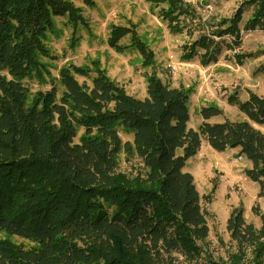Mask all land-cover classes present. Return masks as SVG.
<instances>
[{"label": "trees", "instance_id": "trees-1", "mask_svg": "<svg viewBox=\"0 0 264 264\" xmlns=\"http://www.w3.org/2000/svg\"><path fill=\"white\" fill-rule=\"evenodd\" d=\"M251 2L256 10L246 28H263L264 0ZM71 9L68 0H0V233L36 246L4 241L0 264H167L175 256L198 264V242L209 227L185 168L202 137L216 152L238 149L251 164L245 176L264 199V133L255 127L264 125V96L251 94L238 105L240 121L210 123L223 111L203 107L198 130L189 127L186 93L154 77L140 99L101 73L80 84L74 75L88 79V70L66 67L61 90L53 84L29 100L23 81L37 69L45 33L53 17ZM242 15L240 8L214 34L236 31ZM121 130L133 140L123 142ZM121 154L139 160L145 172H119ZM253 213L259 229L241 208L227 220L237 243L229 264H247V249L250 264H264V215L257 205Z\"/></svg>", "mask_w": 264, "mask_h": 264}, {"label": "rangeland", "instance_id": "rangeland-1", "mask_svg": "<svg viewBox=\"0 0 264 264\" xmlns=\"http://www.w3.org/2000/svg\"><path fill=\"white\" fill-rule=\"evenodd\" d=\"M171 1L177 3L176 9L170 7ZM251 1L68 0L71 15L53 17L37 69L23 81L30 92L29 100L53 84L61 90L59 72L69 67L88 70V79L74 75L80 84H91V79L101 73L140 99L147 96L150 77L161 79L186 93L189 127L195 130L203 123V107L214 106L223 111L210 123L243 120L238 105L251 94L264 96V27L246 28L256 10ZM240 8L243 15L236 22V31L222 37L214 34L227 29L222 23L228 25ZM116 29L121 38L112 47L116 41L111 36ZM204 43L209 45L212 56L214 53L213 59L205 54ZM255 127L264 133V125ZM78 134L79 139L83 131ZM120 136L123 142L133 140L122 130ZM230 153L216 152L202 137L199 153L185 168L194 177L209 227L208 238L198 242L202 249L198 264H229L237 252V243L226 229L233 209H243L247 223L257 229L261 226L253 207L257 205L264 215V199L258 198V184L244 174L249 161ZM226 159L230 160L228 165ZM230 164L236 166L234 179L223 170ZM118 171L129 175L145 172L139 160L127 159L123 154L118 158ZM4 241L24 249L36 247L28 240L0 233V243ZM251 259V250L247 249L244 263L250 264ZM167 264L196 261L175 256Z\"/></svg>", "mask_w": 264, "mask_h": 264}, {"label": "crops", "instance_id": "crops-1", "mask_svg": "<svg viewBox=\"0 0 264 264\" xmlns=\"http://www.w3.org/2000/svg\"><path fill=\"white\" fill-rule=\"evenodd\" d=\"M228 152H231L230 154L233 156V155H237V158L238 159H241V160H244L245 158L244 157H239L238 155H239V150L238 149H231V150H227V151H225L224 153H228ZM230 160L229 159H226V161H225V165L227 164L226 162H229ZM189 162V161H188ZM188 164V163H187ZM228 165V164H227ZM246 166V165H245ZM244 166V167H245ZM250 166H251V164H250V162L247 164V166L245 167V169H247V168H250ZM235 169H236V166H234L233 164H230V166H228V168H224L223 170L224 171H228V173L230 174V176H232V178L234 179V172L233 171H235Z\"/></svg>", "mask_w": 264, "mask_h": 264}]
</instances>
